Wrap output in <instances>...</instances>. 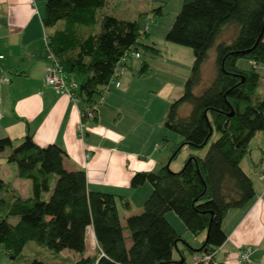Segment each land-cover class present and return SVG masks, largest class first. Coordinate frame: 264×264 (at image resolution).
Wrapping results in <instances>:
<instances>
[{
  "label": "trees",
  "instance_id": "obj_1",
  "mask_svg": "<svg viewBox=\"0 0 264 264\" xmlns=\"http://www.w3.org/2000/svg\"><path fill=\"white\" fill-rule=\"evenodd\" d=\"M107 0H46L43 25L64 21L62 28L47 33L46 44L68 76H81L77 95L83 123L97 120V104L109 86L121 58L130 50L161 55L155 44H144L149 35L138 19L103 15L100 31L81 34L78 26H94ZM163 14V6L155 9ZM239 27L232 42L216 47V76L201 95L194 90L203 80L202 67L223 30ZM166 39L189 46L194 59L183 94L169 106L165 127L181 136L173 158L184 146L205 147L204 157L190 153L179 171L169 164L158 170L136 172L131 187L149 182L152 192L140 213L126 218L123 226L118 203L126 209L124 195L91 190L84 169L65 167L67 152L57 144L40 146L33 134L0 138V152L9 150L8 162L17 166L18 176L31 181L28 196L10 182L0 179V249L12 261L25 264H179L186 255L178 249L181 235L167 219L175 212L194 235L206 233L201 251L216 252L227 239L223 221L229 210L244 208L253 201V179L242 161L251 152L250 142L264 131V95L258 93L264 64V0H183ZM141 57V56H140ZM241 59L249 61L242 66ZM128 63L126 64V68ZM151 70L143 62L139 74ZM75 79V78H74ZM184 104L192 106L185 117ZM95 111L89 119L86 110ZM166 140V137L165 139ZM54 182V185H52ZM50 193L48 198L46 194ZM11 217H18L16 223ZM92 225L100 255L85 256L86 230ZM125 230L131 245H127ZM35 241L58 256L63 250L80 254L77 260L49 262L25 257V246ZM189 246V251L195 249ZM178 251L180 258L175 260ZM213 264V263H211Z\"/></svg>",
  "mask_w": 264,
  "mask_h": 264
},
{
  "label": "crops",
  "instance_id": "obj_2",
  "mask_svg": "<svg viewBox=\"0 0 264 264\" xmlns=\"http://www.w3.org/2000/svg\"><path fill=\"white\" fill-rule=\"evenodd\" d=\"M45 1L0 0V53L4 55L0 59V138H21L29 131L40 146H61L67 152L65 167L69 170L84 169L89 189L128 198L130 209H126L121 202L118 203L121 222L125 226L126 218L140 213L152 192L149 182L132 188L130 183L133 175L139 171L158 170L166 163L170 164L173 156L166 152L168 147L165 143L156 140L143 143L141 135L133 136L140 128L141 117L132 109L131 113H126L123 109L125 106L113 102L114 98L129 96L136 79L133 76L129 77L123 87L122 83L119 87L114 82H111V86L109 84L108 90L104 92L108 95L103 98L101 109L97 105V120L86 122L81 130L82 112L79 103L69 95L57 93L45 79L50 64L46 35L55 30L54 27L46 28L43 25ZM193 59L189 58L191 64ZM257 67L262 68V65ZM127 68H134V61ZM259 71L262 73L260 69ZM72 78L78 80L77 76ZM119 81L121 82L120 78ZM106 111L112 115L111 119L104 117ZM253 143L256 148L251 146ZM250 148L248 157L243 159L248 168L242 167L253 179L256 196L246 207L229 210L222 224L227 239L215 252L217 264H244L239 252L247 247H251L247 264H264V180L260 179V175L264 173V131L255 134ZM189 149L188 146L182 148L183 152ZM9 152L8 149L0 152V179L10 182L20 194L28 196L31 181L18 176L17 166L8 162ZM170 216V212H167V219L183 239L179 241L178 249L183 250L186 255L189 244L195 249L191 253L192 257L195 253H200L205 236L195 243V239L191 240L188 236L190 231L186 228L181 232ZM125 235L127 245L130 246L127 230ZM85 238L84 255L99 256L92 225L87 227ZM181 242L184 247L180 245ZM34 251L39 252L41 249L36 248ZM0 256V264H25L10 260L1 249ZM56 257L58 260L50 262H61L65 258L77 260L80 254L63 250ZM174 258H180L178 251ZM186 262L189 263L187 257Z\"/></svg>",
  "mask_w": 264,
  "mask_h": 264
},
{
  "label": "rangeland",
  "instance_id": "obj_3",
  "mask_svg": "<svg viewBox=\"0 0 264 264\" xmlns=\"http://www.w3.org/2000/svg\"><path fill=\"white\" fill-rule=\"evenodd\" d=\"M46 2V1H45ZM183 0H107L106 5L100 10L98 14V22L94 26H78L80 33L87 34L91 30L94 32L100 31V20L103 15H115L117 17L125 19H138L144 28L149 29V35L142 39L144 44H155L160 50L161 55L153 56L151 53H142L140 58L129 59L130 65L134 61V68L128 69L120 80L122 87L127 84L129 77H135L132 91L129 92V96L118 99L114 98L113 102L116 104H122L126 113L137 111L138 115L142 119V123H139L140 128L137 129L133 136L136 134L141 135V141L143 143L148 141H159L165 143L168 149L166 152L172 156L174 154L175 145L181 142V136L176 132L168 130L165 125V119L167 117L170 104L180 97L184 92V84L188 78L192 64L189 62V58H194L193 49L189 46L176 44L166 39V34L169 31L172 23L175 20L176 15L181 10ZM159 6H163V14L156 15L155 9ZM64 25V21H60L54 29L60 28ZM239 27L236 24H230L225 27V30L221 33L213 47L209 50L208 58L203 64L202 74L203 80L199 86L194 90L196 95H201L207 87L210 86L216 76L215 60H216V47L221 42H232L237 36ZM143 62L151 64V70L145 74L140 75L139 71L143 65ZM193 62V61H192ZM240 64L242 66H249V61L241 59ZM264 64L258 67L263 76L261 77L258 93L264 95ZM78 80H81V76H77ZM111 86V83H110ZM114 87V85H113ZM108 94H102L99 97L98 107L101 109V105L104 103L103 98ZM132 103L131 105H128ZM132 109V111H131ZM192 106L190 104H184L179 111L181 117H185L190 114ZM105 118L112 117L111 114L104 112ZM127 117V116H126ZM111 119V118H110ZM141 129V131H140ZM165 136L167 137L166 140ZM218 137V133L215 131L209 143L198 149H189V151L183 152L181 150L173 161H170L169 168L172 171H179L187 159L190 153H194L200 157H204L208 151V148L212 141ZM140 138V137H138ZM144 147L146 144H143ZM253 148H256L255 143L251 144ZM172 148V149H171ZM256 152V151H255ZM248 157V155L246 156ZM172 162V163H171ZM168 163H166L167 165ZM183 164V165H182ZM246 160L242 161V165L246 168ZM54 185V182L53 184ZM50 193H47L45 198H48ZM171 221L177 226V228L184 232L186 226L183 220L173 211H170ZM10 221L16 223L18 217H11ZM188 236L191 240L195 239V243L205 236L206 233L194 235L188 232ZM88 241V239H87ZM183 241V240H182ZM129 242H131L129 238ZM193 242V241H192ZM184 247V243L180 244ZM89 246V244H88ZM36 248H40L41 251L35 252ZM24 255L31 257H39L46 261H52L58 258L56 254L51 252L47 247L37 244L35 241L29 242L25 246ZM1 257V256H0ZM55 257V258H53ZM186 257L188 262L193 261L190 251H186Z\"/></svg>",
  "mask_w": 264,
  "mask_h": 264
},
{
  "label": "built area",
  "instance_id": "obj_4",
  "mask_svg": "<svg viewBox=\"0 0 264 264\" xmlns=\"http://www.w3.org/2000/svg\"><path fill=\"white\" fill-rule=\"evenodd\" d=\"M140 56L141 55L138 51H134V50L128 51L119 61L111 82H114L115 85L119 87L121 85L119 78L125 72L126 64L129 62V59L132 60L134 58H140ZM3 58L4 55L0 53V59ZM49 60H50V64L45 76L47 84L51 85L57 91V93L69 95L75 102L79 103L80 98L77 95V92L80 87L79 81L68 76L65 73L62 65L59 63L54 53L51 51H49ZM107 90H108V86L105 88L103 93L106 92ZM86 113L89 119L95 117V111L91 108H88L86 110ZM82 120H83V114H82ZM85 124L86 123H83L82 121L80 125L81 130L84 128ZM260 179L264 180V173L260 175ZM250 252H251V247H247L239 252V257L242 263L247 264L249 262ZM192 258L193 261L191 263L186 262L185 264H211V263L217 264L215 261V252L209 253L207 251H201L200 253H195Z\"/></svg>",
  "mask_w": 264,
  "mask_h": 264
},
{
  "label": "water",
  "instance_id": "obj_5",
  "mask_svg": "<svg viewBox=\"0 0 264 264\" xmlns=\"http://www.w3.org/2000/svg\"><path fill=\"white\" fill-rule=\"evenodd\" d=\"M202 249V248H201Z\"/></svg>",
  "mask_w": 264,
  "mask_h": 264
}]
</instances>
